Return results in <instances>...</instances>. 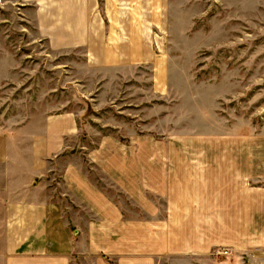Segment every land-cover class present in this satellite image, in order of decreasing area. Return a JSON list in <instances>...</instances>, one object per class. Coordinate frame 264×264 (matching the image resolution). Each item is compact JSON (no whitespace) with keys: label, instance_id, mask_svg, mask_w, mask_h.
<instances>
[{"label":"rangeland","instance_id":"1","mask_svg":"<svg viewBox=\"0 0 264 264\" xmlns=\"http://www.w3.org/2000/svg\"><path fill=\"white\" fill-rule=\"evenodd\" d=\"M86 1L75 44L60 34L57 6L0 0V190L38 138L53 147L47 178L64 179L76 159L119 204L127 158L138 168V157L203 158L250 173L263 197L264 0ZM141 39L146 45L134 46ZM145 178L151 187L153 169ZM3 195L0 264H11ZM257 214L241 239L227 214L224 234L210 232L220 242L199 251L204 257L167 264H264V212Z\"/></svg>","mask_w":264,"mask_h":264},{"label":"crops","instance_id":"2","mask_svg":"<svg viewBox=\"0 0 264 264\" xmlns=\"http://www.w3.org/2000/svg\"><path fill=\"white\" fill-rule=\"evenodd\" d=\"M23 1L57 6L66 29L58 33L75 44L82 41V12L88 1ZM143 44L141 39L134 46ZM37 139L30 157L13 162L10 188L0 190L5 228L10 229L13 244L11 264H159L162 257L167 264L183 255L198 259L205 256L199 251L220 242L211 241L210 232L224 234L227 214L233 223L228 227L241 239V233L252 232L258 211L264 212V196L257 195L250 173L232 172L233 168L203 158L172 163L138 157V168L129 167L127 158L117 204L76 159L66 163L64 179L47 178L51 162L44 158L53 147ZM150 164L154 167L146 168ZM152 169L150 187L145 176ZM227 171L235 173L232 179Z\"/></svg>","mask_w":264,"mask_h":264}]
</instances>
